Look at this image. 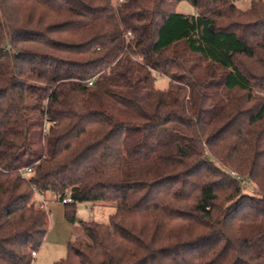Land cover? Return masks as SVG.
I'll use <instances>...</instances> for the list:
<instances>
[{
  "label": "trees",
  "instance_id": "1",
  "mask_svg": "<svg viewBox=\"0 0 264 264\" xmlns=\"http://www.w3.org/2000/svg\"><path fill=\"white\" fill-rule=\"evenodd\" d=\"M239 1L0 0V264L41 247L36 194L114 206L52 264H264V0Z\"/></svg>",
  "mask_w": 264,
  "mask_h": 264
},
{
  "label": "rangeland",
  "instance_id": "2",
  "mask_svg": "<svg viewBox=\"0 0 264 264\" xmlns=\"http://www.w3.org/2000/svg\"><path fill=\"white\" fill-rule=\"evenodd\" d=\"M250 0H241L237 3L239 8L245 9L249 6ZM113 2V0H112ZM176 12L184 14H193L194 10L189 2L180 1L175 8ZM168 80L164 76H160L155 81V86L158 89H165ZM2 174L0 173V179ZM243 192L256 193L257 189L252 183H248L243 189ZM55 202L52 209L48 211V231L39 250L33 256L32 264H52L60 260L66 255V245L68 242L79 238H84L83 229L80 224L82 222L96 221L106 223L108 217L114 212L112 203H81L76 207L75 221L67 222L61 213V203ZM92 210V212H91Z\"/></svg>",
  "mask_w": 264,
  "mask_h": 264
},
{
  "label": "built area",
  "instance_id": "3",
  "mask_svg": "<svg viewBox=\"0 0 264 264\" xmlns=\"http://www.w3.org/2000/svg\"><path fill=\"white\" fill-rule=\"evenodd\" d=\"M123 0H113V3L116 5V4H119L121 3ZM91 84V82H89ZM25 172L28 171V169H24ZM230 174L239 182L241 188H245L246 186H248V182L241 178L235 171H230ZM25 174H23L24 176ZM37 198H38V203L41 207H44L46 208V205H47V201L40 195L36 194ZM70 201V197L68 195H66L63 199H62V203H65V202H69ZM35 255V252H32V256Z\"/></svg>",
  "mask_w": 264,
  "mask_h": 264
},
{
  "label": "crops",
  "instance_id": "4",
  "mask_svg": "<svg viewBox=\"0 0 264 264\" xmlns=\"http://www.w3.org/2000/svg\"><path fill=\"white\" fill-rule=\"evenodd\" d=\"M55 204V202H53V201H47V208H48V211H50V209H52V207H53V205ZM81 203H79V204H77V206L78 205H80ZM61 206H62V204H60ZM76 206V207H77ZM91 212H92V210H91ZM61 213H62V216H63V212H62V207H61Z\"/></svg>",
  "mask_w": 264,
  "mask_h": 264
}]
</instances>
